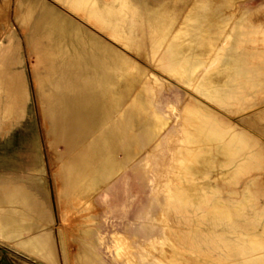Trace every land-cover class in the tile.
<instances>
[{
  "label": "rangeland",
  "instance_id": "obj_1",
  "mask_svg": "<svg viewBox=\"0 0 264 264\" xmlns=\"http://www.w3.org/2000/svg\"><path fill=\"white\" fill-rule=\"evenodd\" d=\"M93 1L112 8L111 19L114 14L119 15L125 38L135 43L142 40L158 7L177 4L181 8V22L196 0ZM227 2L229 6L221 10L222 19L227 21L222 36L226 38L221 37L205 61L199 49L195 51L205 62L197 76L210 73L219 80L222 90L235 91L219 103L203 96L194 81L187 82L168 70L171 36L159 50L152 52L147 45L136 48L132 43L118 40L96 17L62 0H0V143L8 152L11 150L5 155L6 149H0L4 151L0 152V173L6 171L7 164L20 162L24 150H31L33 141L20 140L37 136L45 162V182L52 196L46 205L51 221L37 231H46L53 238L56 264H81L80 253L87 255L84 264H125L114 253L115 233L128 239L139 264H218L213 260L218 256L216 251L207 257L205 247L194 252L189 245L188 236L197 229L210 233L206 220L199 221L205 211L189 208L192 213L176 212L172 207L168 210L166 182L172 173L174 151L183 137L182 119L184 114L202 107L224 125L227 135L244 133L255 141L219 174L238 170L254 153L261 154L258 165L245 170L232 184L236 190L231 197H236L235 207L240 204L246 207L249 217L248 233L252 240L249 264H264V130L261 128L264 124V0ZM118 4L123 8L118 9ZM28 5L35 7L32 12L27 10ZM77 38L112 48L120 59L116 71L125 75V87L112 92L110 116L103 123L97 122L90 131L79 134L69 129L75 98L67 94L69 75L58 66L66 51L60 47V40H65L64 46L71 52L72 41ZM234 55L239 58L243 74H233L228 81L217 69L229 66ZM226 82L228 87L224 86ZM162 121L167 122L166 126ZM110 132L113 136L110 139H114L111 149L94 163L86 162L73 179L75 182L70 181L69 169L79 164L92 148L100 149L103 137L111 135ZM14 145L17 147L12 153ZM102 178L103 184H99ZM209 179L191 178L185 181V187L205 194L206 188L200 183ZM215 180L211 183L220 182ZM245 184L247 194L243 201L238 191ZM219 187L223 189L222 200L229 198L226 184L219 183ZM192 214L196 216L191 218ZM25 223H29V228L21 233L30 232L35 226L28 215ZM45 223L41 218L37 224ZM235 223L239 224L238 220ZM201 225L204 226L198 228ZM4 235L0 236V264H49L55 258L51 240L44 236L33 235L21 242L20 247L27 248L31 255L17 246L23 235L6 232ZM167 237L178 258L171 260L166 248L165 256L155 250L154 256L147 259L149 246ZM239 241L237 234L236 264H242L244 252ZM45 242L51 244L50 253L43 251Z\"/></svg>",
  "mask_w": 264,
  "mask_h": 264
},
{
  "label": "bare ground",
  "instance_id": "obj_2",
  "mask_svg": "<svg viewBox=\"0 0 264 264\" xmlns=\"http://www.w3.org/2000/svg\"><path fill=\"white\" fill-rule=\"evenodd\" d=\"M62 1L67 2L72 8L82 9L91 17H96L98 22L102 24L105 29H110L115 33L118 40L124 43H132L136 48L147 45L152 52H155L159 50L160 46L171 36L168 47L171 56L167 64L169 71L177 73L187 82L194 81L195 87L200 93L213 101L223 103L224 98L226 99L235 94L234 90L232 92L228 89L222 90L219 85V80H215L210 73L202 77L197 76L198 71L205 66L204 61L208 53L216 48L221 37L225 33L227 21L222 19L221 10L229 6L227 0H196L181 22H179L181 8L177 4L158 7L148 21L149 24L147 23L148 28L145 35L142 36V40L135 43L125 38L124 29H122V25L119 24L121 23L120 16L114 14V17L111 19L110 14L113 10L112 8L103 7L97 2L93 3V0ZM116 7H118V9L123 8L122 4H118ZM34 8L33 5L27 6V10L30 12H32ZM118 11L119 10H117V12ZM144 27L145 26H143V28ZM173 30L175 31L174 33H172ZM222 38L224 40L226 37L224 36ZM64 41V39L60 40V47L63 49L65 48L64 50L66 51L63 59L60 61L61 65L58 66L63 67L65 74L69 75L67 79V94L75 98V105H73L75 109L74 112L70 114L71 118H69L68 122L69 129L71 132H77V134L82 132L86 133L90 131L97 122L103 123L102 121L110 116L113 111L112 92L117 87H125V75H123L121 71H116L118 68V60L120 59L112 48L98 44L96 41L77 38L75 41H72L74 42L72 47L73 50L70 52L64 46ZM197 49H199V53L204 56V61L200 60V54L195 52ZM185 53H187V55H185ZM49 57L51 58V56ZM231 59L232 61L228 64L229 66L225 68L223 66L217 69L220 75L228 78V81L233 74H243V69L240 68L239 58L234 55ZM224 86L228 87V82H226ZM182 120L183 137L174 151L171 167L172 173L170 174L169 180L166 182L169 193L168 202H170L168 210L172 207L177 210H175L176 212H178V210L179 212L180 210H188L189 208L195 210L203 209L205 211L203 215L200 214L202 218H200L199 221H203L204 223L206 220V224L211 227L210 231L208 230L210 233L204 234L205 232L202 231L203 233H201V231L199 232V229H197V231H194L195 236L194 232H192L193 235L192 233L189 234V236L187 235L190 237L189 245L194 252L197 251V249L205 247L204 252H206L205 256L207 257H210V254L216 251L218 256L213 260H216L218 264H236L234 241L236 240L237 234H239V242L241 248L244 250L242 264H249L251 260L250 247L252 245L251 235L248 233L249 217H247V210L243 204L237 207L234 206V198L236 199V197H231V195L235 194L234 190L236 189H233L235 187L232 188L231 186L233 183L237 182L240 175L245 170L258 165L261 154L254 153L248 162L240 164L238 170H230L227 172L223 170V174H219V171H222L224 166H228L234 158L241 157L247 148L255 144V141L244 133L234 132L227 135V130L224 128V125H220L218 121L214 119L213 114L203 107L184 114ZM162 124L166 126L167 122L162 121ZM226 128L228 129V126ZM261 128L264 130V124L261 125ZM112 137V133L111 135H105L100 149L98 147L96 149L92 148L89 153L84 154L80 163L75 164L69 169L68 179L75 182L73 179L80 173V168H83L86 162L90 161L94 163L96 159L105 156L104 153L111 149L112 143H114V139H110ZM191 178H210L208 182H206L205 179L204 183H200L202 187L206 188L205 194L194 191L192 188L187 187L188 185L185 187V181H190ZM211 179L220 180L219 183L222 185L226 184L225 188L227 189V193H230L229 198L222 200V197H220L222 195L220 194L223 189L219 187L218 182L216 184L214 182L211 183ZM246 191L245 184V188L240 190V192L238 191V193H240V200L245 201ZM193 209L191 210L193 211ZM3 214L6 215L3 216ZM13 215L14 214L9 211L0 213V232L2 231L3 234L6 232L13 235L17 234L20 230L29 228V223H25V216L22 218H18L19 216L15 218ZM16 215L15 213V216ZM193 216L192 214L191 218ZM235 220H238L239 224H236ZM185 226L186 225H184V227ZM202 226L204 225H201V227L198 226V228H202ZM171 232L172 231L168 230L169 235ZM186 233H184L185 237ZM182 236L183 235L180 237ZM258 240L257 242H259ZM183 241L185 240L183 239ZM176 246L177 245H175V247ZM50 247L51 244H46L45 242L43 251L50 253ZM166 248H168L170 252L169 255L171 260L178 258V252L175 250L172 243L169 242L168 237L161 243L149 246L148 252L150 253L146 255V258H151V255L154 256L155 250H159L160 255L165 256L168 254ZM24 250L29 251L27 248ZM126 253L125 263H140L137 259V255L133 253L131 245H129Z\"/></svg>",
  "mask_w": 264,
  "mask_h": 264
},
{
  "label": "crops",
  "instance_id": "obj_3",
  "mask_svg": "<svg viewBox=\"0 0 264 264\" xmlns=\"http://www.w3.org/2000/svg\"><path fill=\"white\" fill-rule=\"evenodd\" d=\"M20 141H33L34 144L33 146L31 145V150L27 149L23 151V154L21 153L22 158L20 162L15 161L14 163L12 162L7 164L8 166L6 171L3 174L0 173V212L9 211L14 214L13 216L15 218H17L18 216V218H22L28 215L30 217L32 225L35 224V226L37 222L41 220V218H44L46 222L45 224H37V226H34L33 230H31L30 232L21 233L22 230L18 232V234L23 235V237L19 242H17V246L23 251L27 252L22 247H20L22 241L26 240L29 237H32L33 235L44 236L51 240L53 255H55V258L53 261L47 262L37 255L36 256L49 264H56L57 255L53 238L51 237L50 233H47L46 231H37L40 228L46 226L47 223L51 221L50 213L48 212L49 208L46 205L49 204V199L52 196L51 189L45 182L46 173L44 157H42L41 151L39 149L40 146L38 143L39 141H37V136H33L32 138L30 137L28 141L26 139H22ZM16 147L17 145H14L11 148L12 153H14ZM4 148L6 149L7 147L3 146V144L0 143V149L4 150ZM0 152L4 153V151L2 150H0ZM9 152H11V150ZM9 152L6 149L4 154L8 155ZM103 180L104 178L100 180L99 184H103ZM15 213L17 214L16 216ZM4 215L6 214H3V216ZM24 230L27 229L25 228ZM25 234L29 235L25 236ZM0 236L4 237L5 235L0 233ZM86 256L87 255H85L84 253H80L79 257L81 260V264H84L86 262Z\"/></svg>",
  "mask_w": 264,
  "mask_h": 264
},
{
  "label": "flooded vegetation",
  "instance_id": "obj_4",
  "mask_svg": "<svg viewBox=\"0 0 264 264\" xmlns=\"http://www.w3.org/2000/svg\"><path fill=\"white\" fill-rule=\"evenodd\" d=\"M118 235V236H117ZM114 253L118 258V261L125 263L126 252L129 247V241L125 236L119 235V233H115L114 235ZM131 264V263H125Z\"/></svg>",
  "mask_w": 264,
  "mask_h": 264
}]
</instances>
